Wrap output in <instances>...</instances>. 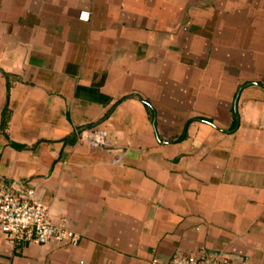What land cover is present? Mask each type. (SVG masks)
<instances>
[{
    "label": "crops",
    "instance_id": "1",
    "mask_svg": "<svg viewBox=\"0 0 264 264\" xmlns=\"http://www.w3.org/2000/svg\"><path fill=\"white\" fill-rule=\"evenodd\" d=\"M0 183L80 236L0 264H264V0H0Z\"/></svg>",
    "mask_w": 264,
    "mask_h": 264
},
{
    "label": "built area",
    "instance_id": "2",
    "mask_svg": "<svg viewBox=\"0 0 264 264\" xmlns=\"http://www.w3.org/2000/svg\"><path fill=\"white\" fill-rule=\"evenodd\" d=\"M82 20L90 19V11L82 10ZM85 141L99 144L103 140V132L86 127L80 131ZM0 228L5 237L12 243H70L77 244L80 236L64 219L56 220L50 208L42 201L34 198V190L14 191L10 186L0 183ZM152 264H164L158 258ZM167 264H234L233 261L216 255L202 257L197 254L176 255Z\"/></svg>",
    "mask_w": 264,
    "mask_h": 264
},
{
    "label": "water",
    "instance_id": "3",
    "mask_svg": "<svg viewBox=\"0 0 264 264\" xmlns=\"http://www.w3.org/2000/svg\"><path fill=\"white\" fill-rule=\"evenodd\" d=\"M243 88H244V86H241L240 89L237 92L236 99H235L236 108L238 107V100H239V97H240V94H241V91H242ZM236 115H237V118H238L239 117L238 113H236Z\"/></svg>",
    "mask_w": 264,
    "mask_h": 264
},
{
    "label": "trees",
    "instance_id": "4",
    "mask_svg": "<svg viewBox=\"0 0 264 264\" xmlns=\"http://www.w3.org/2000/svg\"><path fill=\"white\" fill-rule=\"evenodd\" d=\"M201 120H204V121H207V122H212V120L211 119H209V118H204V117H202V118H200Z\"/></svg>",
    "mask_w": 264,
    "mask_h": 264
}]
</instances>
